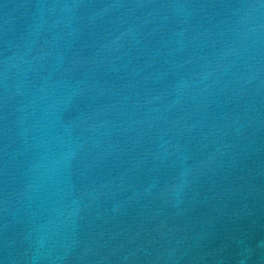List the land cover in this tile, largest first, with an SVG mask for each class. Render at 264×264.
<instances>
[{
  "label": "water",
  "instance_id": "obj_1",
  "mask_svg": "<svg viewBox=\"0 0 264 264\" xmlns=\"http://www.w3.org/2000/svg\"><path fill=\"white\" fill-rule=\"evenodd\" d=\"M0 264H264V0H0Z\"/></svg>",
  "mask_w": 264,
  "mask_h": 264
}]
</instances>
